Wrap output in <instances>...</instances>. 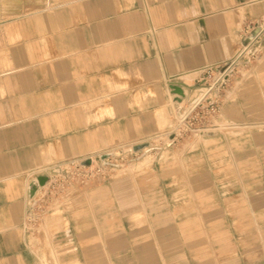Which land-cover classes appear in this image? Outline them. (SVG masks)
Returning <instances> with one entry per match:
<instances>
[{
	"label": "crops",
	"instance_id": "0c3cea01",
	"mask_svg": "<svg viewBox=\"0 0 264 264\" xmlns=\"http://www.w3.org/2000/svg\"><path fill=\"white\" fill-rule=\"evenodd\" d=\"M260 26L264 0H0V264H264L263 240L243 248L220 228L234 212L264 219V175L229 177L264 173V46L214 91L208 135L151 145ZM142 144L154 161L131 173L30 196L63 163Z\"/></svg>",
	"mask_w": 264,
	"mask_h": 264
},
{
	"label": "rangeland",
	"instance_id": "374dc122",
	"mask_svg": "<svg viewBox=\"0 0 264 264\" xmlns=\"http://www.w3.org/2000/svg\"><path fill=\"white\" fill-rule=\"evenodd\" d=\"M260 44L264 46V27H262V29L261 28L256 29L255 32L249 37L247 44H245L244 46L246 48H243L240 51V53L236 57L237 61L235 62V64L232 65V67H230V70L225 73L224 78H223L224 85L221 88V90H224L227 86H229V84L232 81L235 82V80L238 79V77H242L246 69L255 67V65H257V63L260 61L259 59L261 58L260 56H262L261 53L264 50L263 49L261 51V49H259ZM257 54H259V56H257ZM211 97H214V96L212 95ZM218 104H219V111H220V101L218 102ZM176 110L180 111L178 106ZM176 110L173 111V117H175L176 122L170 124V126L168 125L169 126L168 133H174L172 140L170 141L168 137L161 138V139L157 138V140L155 139L154 141H151L152 142L151 145L153 147H157V148L165 147V146L178 147L180 145L185 144L186 138L193 137L195 134L198 136H200V134L201 135L209 134V133L207 134L203 132L201 133L199 131L196 132V131H193V129L192 130L187 129L184 126H182L180 123V120L177 121L178 114ZM217 119L218 117L216 118V121L214 122L216 123V125L218 124ZM210 120H208L209 121L208 128H207L208 130L213 129L212 127L213 125L211 124ZM198 123L199 122H195L193 124V128L197 127L199 125ZM261 129L262 128L260 126H253L252 130L260 131ZM225 130L227 129L226 128L222 129V131H225ZM262 130L264 131V129ZM139 146H147L144 149H142V150H145L146 148H148L149 144H142ZM135 147H138V146H135ZM135 147L127 146V147L120 148V149H114L113 152L109 154L100 155V156L95 155L89 158H85L86 160L83 161V163L79 162L78 160H74V161L63 163L62 165H59L58 167L52 169L48 173L50 177L56 176V178L53 180V183L50 189L52 196L61 197L62 195L66 194L67 191L71 189H77V187L79 186L83 187L82 185L83 182H86L87 185H90L98 181L116 178L128 172L131 173L134 170L132 166L133 163L137 162L138 160L141 161L146 156H153V158L151 159L152 161H154L155 153L148 154L147 152H142V150L134 151ZM146 153L147 155H145ZM86 161H90V163L88 165H84V162ZM81 173H86V174L84 175ZM261 175H264V173L260 171H252L251 173H246L244 170H242L240 172L233 171L229 175V177L233 181L240 180L241 183H243V181L246 178L251 177V180L255 182L254 184L258 185L259 182L261 181L260 179ZM213 185H214V181L212 179L208 185L209 190H210V195H213L212 194L214 192L213 189H215ZM205 206L211 207V205H208V204H206ZM235 207L236 205H232V208H235ZM242 216H244V212H239V213L234 212L230 214L229 217L222 218L221 220V223L224 222L225 224H223L220 228L222 231L226 230L229 233L230 236L229 235L228 236L231 239V242L233 244H238V245L240 244L244 248V245H246V243L260 244L261 240L264 241V232L262 231V229H260V228H264V219L257 218V216L253 212L247 214V216H249L248 219H242V220L237 219ZM234 221L238 223L236 225H233ZM209 224L210 223L206 221V227H208ZM137 237L138 236L134 234V237L131 238L133 243L135 242ZM206 238L208 239V235H205V240H207ZM221 238L222 240H219V241L217 240L214 242L220 247L221 245L225 244L224 239H227V237L224 234H222ZM209 240H210V237H209ZM226 250H227L226 248L225 249L220 248L221 259L228 258L227 256L228 253L226 252Z\"/></svg>",
	"mask_w": 264,
	"mask_h": 264
},
{
	"label": "built area",
	"instance_id": "2783aa9c",
	"mask_svg": "<svg viewBox=\"0 0 264 264\" xmlns=\"http://www.w3.org/2000/svg\"><path fill=\"white\" fill-rule=\"evenodd\" d=\"M258 28V27H257ZM261 28V26H260ZM259 28V29H260ZM262 29V28H261ZM256 30V28H252L249 32H248V36L245 37V44H247V41L249 39V37L252 35V33H254ZM246 48V47H245ZM237 61V59H235V61L228 67L226 68L224 71L220 72L217 74V72L213 69H207L206 70V77L205 79L212 83H210L209 85V93L213 95L214 91H219L221 90V88L223 87V78L224 75L227 71L230 70V67H232V65L235 64V62ZM208 93V94H209ZM219 112V104L217 101V98L215 97H208L205 99H200L198 101H196L191 107L190 109L187 111V113L185 115H183V117L181 118V125L184 126L187 129H193V131L196 132H207L208 131V123L210 120V118L212 119L214 116L217 115V113ZM195 122H199L198 126L193 128V124ZM79 162L83 163V161H85L86 159H77ZM74 161V160H72ZM69 162V161H68ZM81 174H86V173H81ZM56 178V176H48V181L53 180ZM82 185H87L86 182H83Z\"/></svg>",
	"mask_w": 264,
	"mask_h": 264
},
{
	"label": "water",
	"instance_id": "95a60500",
	"mask_svg": "<svg viewBox=\"0 0 264 264\" xmlns=\"http://www.w3.org/2000/svg\"><path fill=\"white\" fill-rule=\"evenodd\" d=\"M170 90L172 91V94L179 95L180 97H183L184 96V90L179 85H174V84L171 85L170 86ZM177 100H181V99L178 98ZM145 147H147V146H138V147H135L134 148V151H140V150L144 149ZM89 163H90V161H86V162H84V165H88ZM47 182H48V177H39V178H37L33 182V184L30 185V190H29L30 191V196L34 197V195L36 194V192L41 187L45 186Z\"/></svg>",
	"mask_w": 264,
	"mask_h": 264
},
{
	"label": "bare ground",
	"instance_id": "6f19581e",
	"mask_svg": "<svg viewBox=\"0 0 264 264\" xmlns=\"http://www.w3.org/2000/svg\"><path fill=\"white\" fill-rule=\"evenodd\" d=\"M176 95V94H175ZM178 97H177V99L178 98H180L181 100H182V98H184L185 97V93H184V96L183 97H180L179 95H177ZM181 100H177L178 102H181ZM150 159L151 158H146L145 160H144V164H148L149 162H150Z\"/></svg>",
	"mask_w": 264,
	"mask_h": 264
}]
</instances>
